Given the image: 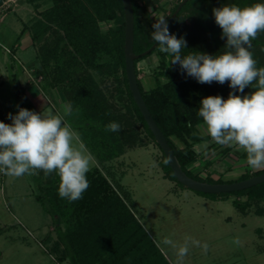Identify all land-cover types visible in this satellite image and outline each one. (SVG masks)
Returning <instances> with one entry per match:
<instances>
[{
    "label": "trees",
    "instance_id": "trees-1",
    "mask_svg": "<svg viewBox=\"0 0 264 264\" xmlns=\"http://www.w3.org/2000/svg\"><path fill=\"white\" fill-rule=\"evenodd\" d=\"M3 1L0 0V5ZM30 1L36 12L29 21L24 22L21 33L28 30L33 44L37 45V58L34 61L37 73L50 81V87H59L64 99L71 105L72 123L91 152L100 161H108L123 154L127 147L137 145L140 139V131L135 126L137 121L157 143L128 85L122 0H44V6L42 0ZM188 1L169 24L171 33L178 38L184 37L187 41L188 48L183 49L182 54L197 51L220 54L226 43V38H221L222 29L217 24L207 23L211 17L205 14L204 7L197 3L190 6ZM247 1L246 6L258 3V0ZM132 2L134 51L140 53L155 42L152 38L153 24L148 14L141 17L138 15L137 0ZM178 4L179 2L167 15V20ZM102 23L107 24L105 29L102 28ZM49 34L51 37L47 36ZM259 34L252 41L250 50L257 63L264 67V37L260 38ZM154 51L159 53L160 58L158 70L154 73L155 84L145 89L138 78L137 62ZM171 59V56L158 50V45L135 59L138 85L147 106L182 168L190 176L208 182L234 181L221 177L214 179L209 174L201 177L191 171V165L199 156L195 144L210 138L208 133H202L198 129V125L203 122L198 115L200 103L209 95H221L227 99L231 91L229 83L201 84L189 76L186 78L184 73L182 76L178 64H169ZM120 68L123 74L122 84L119 83L116 94L111 95L115 99H122V95H127L122 107L109 99L102 85L104 79L98 80L94 73L95 70L98 76L116 74ZM117 75L116 79H119ZM161 76L167 79L163 81ZM12 80L13 94L17 101L31 105L17 74L12 75ZM247 88L255 90L251 86L245 89ZM0 115L7 123L1 109ZM113 121L120 124L119 132L106 130V126ZM157 145L159 146L158 143ZM161 151L164 167L170 177L185 186L176 178L162 149ZM224 152L227 153L228 149L225 148ZM241 156L246 158V153L243 151ZM261 172L264 170H246L237 180ZM87 179L90 186L83 197L71 203L59 196L60 178L55 172L44 180L40 179L38 183L40 192L36 194V198L55 215L56 222L60 219L66 225L54 242L57 258L64 261L70 256L75 264H171L137 217L129 191L121 183L113 182L99 166L91 167ZM197 192L212 197L232 193L246 195L248 200L260 201L264 199V182L235 191ZM248 200L240 203L236 198L233 202L244 209ZM259 210L264 212L261 207L257 209Z\"/></svg>",
    "mask_w": 264,
    "mask_h": 264
},
{
    "label": "rangeland",
    "instance_id": "rangeland-1",
    "mask_svg": "<svg viewBox=\"0 0 264 264\" xmlns=\"http://www.w3.org/2000/svg\"><path fill=\"white\" fill-rule=\"evenodd\" d=\"M180 1L137 0L138 15L148 14L153 24L159 16L167 17ZM233 1L241 8L248 3L247 0H189L187 3L204 7L205 14L211 17L207 23L216 24L213 8L232 5ZM41 2L44 6V0ZM258 3H264V0H258ZM34 13V5L30 0H18L17 7L14 5V10L1 24L0 41L12 48L9 53L0 51L5 61L8 60L7 64L12 66L7 68L5 63L0 62L4 81L0 86L1 108L12 114L18 112V105L37 111V107L32 104H20L17 101L13 94L12 75L15 73L32 95L28 100L40 97L43 100L40 107L63 115L62 106L69 103L61 90L59 87H50L49 80L43 77L39 79L36 65L31 64L37 58V45L23 47L21 44L24 34H29L28 30L21 33L23 24ZM106 27L107 24L102 23V28ZM261 33L260 38H263L264 32ZM47 36L51 37V34ZM159 59V53L154 51L137 62L138 78L145 89L155 84L154 73L158 70ZM257 67H261L259 63ZM94 73L98 80L104 79L102 85L109 99L122 107L127 95H122V99H115L111 95L116 94L117 85L122 84L121 68L116 74L98 76L95 70ZM184 74L187 78L188 75ZM26 75L31 77V83L26 81ZM116 75L119 79H116ZM166 79L161 76V80ZM250 92L251 88H247L244 94ZM2 115L5 118L4 111ZM66 119L92 155L91 167L99 166L113 182L121 183L129 191L137 217L169 263L177 264L178 247L187 240L189 252L182 264H264V212L257 211L259 207L264 210V199L248 200L246 195L232 193L212 197L182 186L170 177L164 167L160 147L138 121L135 124L140 131L137 145L127 147L123 154L111 160L100 161L73 125V117ZM198 129L208 133L203 122L198 125ZM195 148L199 156L192 164L193 174L197 173L201 177L209 174L214 179L221 177L236 181L246 170L255 171L241 156L244 150L238 146H221L210 137L197 142ZM225 148L228 149L227 153L224 152ZM46 177L42 170L37 175L25 174L22 177L0 173V264H75L70 256L64 261L57 258L54 242L66 225L60 219L56 222L55 215L36 198L40 192L38 183ZM236 198L240 203H246L247 200L249 203L242 209L233 202ZM165 239L171 240L172 244H165ZM237 240L239 243H236ZM204 245H207V250Z\"/></svg>",
    "mask_w": 264,
    "mask_h": 264
},
{
    "label": "clouds",
    "instance_id": "clouds-1",
    "mask_svg": "<svg viewBox=\"0 0 264 264\" xmlns=\"http://www.w3.org/2000/svg\"><path fill=\"white\" fill-rule=\"evenodd\" d=\"M213 15L222 29L221 38H226L218 55L200 51L182 54L188 48L187 41L170 32L163 15L152 25V38L160 52L172 57L169 64H178L182 74L201 84L229 83L227 99L221 95L204 97L198 115L212 141L225 147L238 146L252 169L264 170V67H257L250 51L252 41L264 32V3L243 8L225 4L213 8ZM248 86L255 90L244 94ZM17 107L16 114H8L11 123L0 120V173L22 177L37 175L40 170L45 176L55 172L60 178L59 196L70 203L81 199L90 186L87 173L93 157L66 119L72 115L71 105L62 106L63 115L52 109L37 112ZM106 130L119 132L121 126L113 121ZM164 243L172 241L165 239ZM203 247L207 250V245ZM188 252L186 240L178 247L177 264H182Z\"/></svg>",
    "mask_w": 264,
    "mask_h": 264
},
{
    "label": "water",
    "instance_id": "water-1",
    "mask_svg": "<svg viewBox=\"0 0 264 264\" xmlns=\"http://www.w3.org/2000/svg\"><path fill=\"white\" fill-rule=\"evenodd\" d=\"M187 0H181L177 5L176 9L168 19V24L171 23L174 16L177 14L179 9ZM124 6V16H125V37H124V56H125V71L128 79V85L132 92L133 98L138 105L145 121L147 122L150 130L154 134V137L163 150L166 159L173 170L176 178L184 184L186 187H189L195 191L202 192H228L241 190L247 187H251L258 183L264 182V172L249 176L244 179L231 181V182H208L196 179L190 176L181 166L176 154L174 153L170 143L167 140V137L163 133L162 129L154 119L149 107L147 106L145 99L142 95V92L138 85L136 68H135V59L140 55H145L153 48L157 46L154 42L146 50L136 53L134 51V8L132 0H122ZM0 120H3L0 115Z\"/></svg>",
    "mask_w": 264,
    "mask_h": 264
},
{
    "label": "crops",
    "instance_id": "crops-1",
    "mask_svg": "<svg viewBox=\"0 0 264 264\" xmlns=\"http://www.w3.org/2000/svg\"><path fill=\"white\" fill-rule=\"evenodd\" d=\"M8 2H9V7H8V9H5L4 11H3V10L0 11V27H1L2 22L5 21V18H6V16L9 14V12L14 10V5H15L16 7H17V5H18V0H8ZM15 9H16V8H15ZM34 10H35V8H34ZM35 12H36V10H35ZM22 40H23V41H22L21 44H22L23 47L28 46V45H30V44L34 46L30 34H24V36L22 37ZM34 47H35V46H34ZM8 49H9L10 51H8ZM0 51L9 53V52H12V48L9 47L8 45H6L5 43H3V42L0 41ZM0 62H1V63H5V64L7 65V68L11 66L10 64H7L8 60L5 61V58H4V56H2L1 52H0ZM8 63H9V62H8ZM31 64H32V66H34L35 62H33V63H31ZM11 67H12V66H11ZM33 68H34V67H33ZM32 71H33V70H32ZM26 74H27V73H26ZM2 77H3V73H1V70H0V79L2 80V83L0 84V86H2V84H3V82H4ZM36 78L38 79V77H36ZM18 80H19V79H18ZM31 80H32L31 77H29L28 75H26V81L31 83ZM19 81L22 83L21 80H19ZM22 84H23V83H22ZM23 85H24V87H25V89H26V94H27V96H28V97H29V96H32V95H30V93H29V91H28L26 85H25V84H23ZM31 98H32V97H31ZM39 98H40V97L33 98L32 100H30V101H31V104L37 107V112H40V111L43 110V108L40 107L41 104H42V101H43V100H40ZM1 104H2V101L0 100V109H2V108H1ZM3 111H4V117H5L4 119H5V121H6L7 123H11V120H10L9 117H8V114H9L10 112H8V111L6 112V109H5V110L2 109V113H3ZM206 156H207V155H206ZM191 167H193V165H191Z\"/></svg>",
    "mask_w": 264,
    "mask_h": 264
},
{
    "label": "built area",
    "instance_id": "built-area-1",
    "mask_svg": "<svg viewBox=\"0 0 264 264\" xmlns=\"http://www.w3.org/2000/svg\"><path fill=\"white\" fill-rule=\"evenodd\" d=\"M9 7V2H8V0H4L3 2H2V4L0 5V11H4L5 9H7ZM8 51H10L9 49H8ZM42 78V76L40 75L39 76V79H41Z\"/></svg>",
    "mask_w": 264,
    "mask_h": 264
}]
</instances>
